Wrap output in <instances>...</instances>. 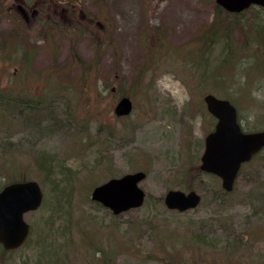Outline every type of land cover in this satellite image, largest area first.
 I'll return each mask as SVG.
<instances>
[{"label":"rangeland","instance_id":"obj_1","mask_svg":"<svg viewBox=\"0 0 264 264\" xmlns=\"http://www.w3.org/2000/svg\"><path fill=\"white\" fill-rule=\"evenodd\" d=\"M69 1L94 21L53 36L56 23H32L15 37L11 0L0 1V93L34 107L25 121L14 100L8 112L0 106V188L34 179L44 191L42 205L25 214L28 241L13 251L0 245V264H44L49 246L57 264H264V158L245 163L229 193L200 169L216 122L205 94L232 97L244 128H264V83L247 60L234 83L218 87L188 57L202 31L227 17L216 1ZM233 32L242 47L245 31ZM124 95L134 109L118 117ZM136 170L147 172L142 206L115 215L90 198L94 186ZM169 189H194L201 203L169 209Z\"/></svg>","mask_w":264,"mask_h":264},{"label":"water","instance_id":"obj_2","mask_svg":"<svg viewBox=\"0 0 264 264\" xmlns=\"http://www.w3.org/2000/svg\"><path fill=\"white\" fill-rule=\"evenodd\" d=\"M225 10L239 13L252 5L264 7V0H215ZM208 111L216 118L212 131L205 136L204 151L200 168L204 172L221 178L226 191L234 189L242 165L264 148V130L243 131L238 121L235 105L226 98L213 93L204 96ZM133 109V101L123 96L115 105L118 116H126ZM146 172L138 170L113 177L95 186L91 199L110 209L115 215L141 206L145 201V191L140 182ZM44 193L36 180L14 181L0 190V243L7 250L20 247L29 236L30 224L24 219L27 211L37 209L43 201ZM165 204L169 209L181 212L197 207L201 195L192 189L188 192L170 189L165 194Z\"/></svg>","mask_w":264,"mask_h":264},{"label":"trees","instance_id":"obj_3","mask_svg":"<svg viewBox=\"0 0 264 264\" xmlns=\"http://www.w3.org/2000/svg\"><path fill=\"white\" fill-rule=\"evenodd\" d=\"M0 1L4 2L7 0H0ZM23 1L32 2L33 0H23ZM36 1L47 2V3L50 2L51 4V1L68 2L69 0H36ZM43 6L45 7V5ZM216 12L218 16L219 15L221 16V13H224L227 17L231 15L232 19L231 21H229V19L226 17L223 19L214 20L209 27H207L206 29H204V31H202L201 46L197 50L196 48H194L190 52H188V57H192V63H195V65H197L199 72L202 71L203 74L211 73L212 77H214L216 81L215 85L218 87H222L223 85H228L236 81L235 79L237 78L236 71H238V69L240 68L239 64L241 62V59L244 58L245 60H247L246 63L250 64V68H249V72H251L250 74L255 75V79H257V82L264 83L263 82L264 80V8L259 6H252L249 9H246L240 13H230L224 10L221 6L216 5ZM248 15L250 16L247 18ZM243 16L244 19L246 18L247 20H242ZM42 20L47 22V24L56 22V20L61 21L56 15L53 14L51 16L49 14H46L45 16H43ZM155 28L157 29L155 36L158 37L160 40H162L161 45H164L163 39H165V36L163 32H161L158 27ZM25 29L26 28L24 24L18 25L15 32L17 34H23V32L26 31ZM62 29L64 32L68 33V29L65 27L64 24L62 26ZM235 29H239L242 32L245 31V42L243 43V46L239 48H237L236 44L234 43L235 35L233 30ZM217 46H220V48L219 50L215 51L217 49ZM169 53H170L169 50L164 51V54H169ZM212 65H215L213 69H211ZM223 69L228 70L227 71L228 73L224 72ZM217 80L223 82L224 84L221 85L219 82H217ZM215 94L219 96H225V98H229L230 100H235L228 95H223L218 93ZM12 100H14V102H12ZM11 102L14 107L13 113L17 111L20 114V116L23 114L26 119L25 121H28L24 110L34 109L33 103L30 100L15 98V96H12L11 94L8 93L7 94L0 93V106L1 107L3 106L5 112H8L7 108H10L9 104ZM6 116H8V114ZM240 116L241 115H239L238 113L239 121H240ZM242 128L243 130L246 131H252V129L250 128L247 127L244 128L243 125ZM262 152H264V149L261 152H259L257 155H261L262 158H264V154ZM41 168L43 170H46V167L43 165H41ZM3 181L4 182H1V184L7 182L8 180H5L3 177ZM49 247H46L47 252L43 253L44 256L43 260L45 261L44 264H57V262L55 261L54 251L51 250L52 246ZM106 259H107L106 257L103 258L102 264H110Z\"/></svg>","mask_w":264,"mask_h":264},{"label":"flooded vegetation","instance_id":"obj_4","mask_svg":"<svg viewBox=\"0 0 264 264\" xmlns=\"http://www.w3.org/2000/svg\"><path fill=\"white\" fill-rule=\"evenodd\" d=\"M8 10L11 14L17 16L18 19L23 20L26 24L39 23L46 14H49L50 16L52 14L56 15L64 22L68 23L75 21V25L84 23L85 19L90 23L94 21L93 18L83 10H81V14L77 13L75 3L71 2H51L50 5H45L44 7L38 2L26 3L23 1L15 2L13 0L12 6H10ZM11 21V33H14L16 22H14V20ZM55 23L60 25L58 20H56ZM74 29H76V27H74Z\"/></svg>","mask_w":264,"mask_h":264}]
</instances>
